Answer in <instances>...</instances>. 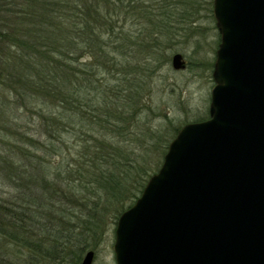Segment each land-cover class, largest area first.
<instances>
[{
    "label": "trees",
    "instance_id": "obj_1",
    "mask_svg": "<svg viewBox=\"0 0 264 264\" xmlns=\"http://www.w3.org/2000/svg\"><path fill=\"white\" fill-rule=\"evenodd\" d=\"M174 2L195 0H0V120L13 96L38 109L48 103L52 111L42 119L52 122L56 134L87 123L104 131L103 146L113 145L107 137L128 138L133 149L134 143L140 147L146 134L135 124L132 96L123 89L116 96L114 89L115 98L104 96L107 109L101 108V67L115 68L110 58L125 53L134 39L123 26L116 30L118 21L136 20L145 30L137 34L141 46L155 48L157 34H165L173 19ZM116 68L131 70L128 63ZM92 141L87 158L52 173L38 140L27 139V146L17 148L15 141L4 144L0 180L12 184L14 194L0 195V264H78L83 250L100 241L109 204L115 223L141 193L146 179L109 169L101 174V144ZM45 148L59 157L58 164L64 159L60 144ZM125 160L123 152H114L105 162Z\"/></svg>",
    "mask_w": 264,
    "mask_h": 264
},
{
    "label": "water",
    "instance_id": "obj_2",
    "mask_svg": "<svg viewBox=\"0 0 264 264\" xmlns=\"http://www.w3.org/2000/svg\"><path fill=\"white\" fill-rule=\"evenodd\" d=\"M212 17L208 118L180 126L119 215L114 264H264V0H212Z\"/></svg>",
    "mask_w": 264,
    "mask_h": 264
},
{
    "label": "rangeland",
    "instance_id": "obj_3",
    "mask_svg": "<svg viewBox=\"0 0 264 264\" xmlns=\"http://www.w3.org/2000/svg\"><path fill=\"white\" fill-rule=\"evenodd\" d=\"M211 3L212 0L175 3L173 19L165 34H157L156 41L153 42V44L158 43L155 48L141 46V38L137 34L141 31L145 33V30L136 20L126 18L125 21L117 22L116 30L120 31L119 25L123 26L120 27L123 32L131 31L128 32L135 41L131 40L125 53L110 59L116 67L130 64L131 70L128 73H121L116 67L111 69L110 64L105 65L106 69L101 67L100 88L104 90V93L101 92V108L107 109V104L103 103L104 96L110 100L115 98L114 89L116 96L121 89H123L122 94L131 95V101L136 107L137 122H129L135 123L138 129L146 134L140 147L134 143L137 148L133 149L128 138L111 141L107 137V141L113 145L103 146L101 142H106L103 137L104 131L98 127L95 129L87 126V119L81 120L82 124L86 123L81 128L74 126L73 130L56 134L52 122L49 126L42 119V116L48 117L52 111L49 110L48 103L40 104L38 109L34 102L21 103L11 96L8 98L10 103L4 112L5 117L0 120V150L6 143L14 144L13 141L17 148L27 146V139L38 140L42 160L48 164L47 172L52 173L54 170H61L66 162L75 166L74 160L81 161L80 156H83V159L87 158L88 150L94 145L92 141L94 138L101 144V149H98L101 152L99 170L101 174L109 169L110 172L125 176L126 171L130 177L137 178V181L147 180L158 169L167 144L176 129L185 123L208 117L210 89L213 86L210 71L219 41L211 13ZM145 4L149 5V3ZM174 53L181 54L185 62L184 69L178 71L172 69L170 59ZM36 110H39L40 114L36 113ZM67 114L68 112H65V118ZM74 121L78 122L75 118ZM134 131L139 134L138 130L134 129ZM58 144L65 153L64 159L59 164L56 162L59 157L56 159L54 153L50 155L48 148H45L57 147ZM114 152H123L126 160L118 165L106 163L105 159ZM139 167L147 171L142 175L137 171ZM97 187L95 184V190ZM12 188V184L0 180V195L7 196L13 193ZM112 208L113 204L110 203L108 215L102 222L100 241L93 250L89 247L83 250L80 259L82 254L91 249L94 252L92 264L115 263L112 250L115 228Z\"/></svg>",
    "mask_w": 264,
    "mask_h": 264
}]
</instances>
